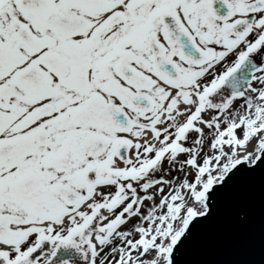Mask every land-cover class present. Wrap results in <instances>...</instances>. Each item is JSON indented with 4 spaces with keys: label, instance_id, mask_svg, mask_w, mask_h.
I'll use <instances>...</instances> for the list:
<instances>
[{
    "label": "snow or ice",
    "instance_id": "1",
    "mask_svg": "<svg viewBox=\"0 0 264 264\" xmlns=\"http://www.w3.org/2000/svg\"><path fill=\"white\" fill-rule=\"evenodd\" d=\"M264 174V0H0V264H177Z\"/></svg>",
    "mask_w": 264,
    "mask_h": 264
},
{
    "label": "water",
    "instance_id": "2",
    "mask_svg": "<svg viewBox=\"0 0 264 264\" xmlns=\"http://www.w3.org/2000/svg\"><path fill=\"white\" fill-rule=\"evenodd\" d=\"M177 264H264V174L260 170L216 204L214 215L182 246Z\"/></svg>",
    "mask_w": 264,
    "mask_h": 264
}]
</instances>
